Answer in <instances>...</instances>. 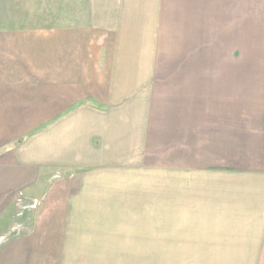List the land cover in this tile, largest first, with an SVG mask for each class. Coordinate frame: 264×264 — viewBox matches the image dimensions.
<instances>
[{"label":"rangeland","instance_id":"374dc122","mask_svg":"<svg viewBox=\"0 0 264 264\" xmlns=\"http://www.w3.org/2000/svg\"><path fill=\"white\" fill-rule=\"evenodd\" d=\"M234 63L257 66L245 114L255 119L264 114V0H0V153L11 160L15 149L27 144L33 151L37 136L47 134L62 147H50L54 156L65 144L71 150L70 164L52 167L54 180L67 176L59 166H70L79 196H104L106 190L119 196L125 185L129 196H150L126 224H117L112 206L82 213L83 207H102L104 199L73 204L64 214L58 208L65 210L68 196H49V202L48 196H21L0 244L30 235L29 225L38 222L31 224L33 212L48 205L41 225L48 227L53 216L54 229L99 226L82 235L78 249H69L68 264L75 257L79 264H164L157 196H173L176 177L192 172L191 162L200 170L207 157L203 120L191 139L181 118L195 109L207 113L201 107L207 89L216 92L224 71V98H248L244 85L232 84ZM59 131H65L64 143ZM246 144L264 151L262 136ZM197 145L203 151L196 158ZM85 149L96 158H83ZM109 154L117 163L112 170L104 165ZM98 170L100 185L86 183ZM125 172L129 178H120Z\"/></svg>","mask_w":264,"mask_h":264},{"label":"crops","instance_id":"0c3cea01","mask_svg":"<svg viewBox=\"0 0 264 264\" xmlns=\"http://www.w3.org/2000/svg\"><path fill=\"white\" fill-rule=\"evenodd\" d=\"M258 53L255 52L254 56L256 57ZM234 64L236 65L230 67L233 72L230 73L232 84L244 85L248 98L243 96L224 98L222 89L225 85L222 81L226 79L224 71L216 92L212 87L207 89L206 101L201 106L205 110L208 108L207 113L202 114L204 115L202 117L199 110L195 109L193 114L181 118V128L185 127L186 131L192 133L191 139L193 133L198 131L196 128L199 126V119L203 120L202 125L205 129L201 126V133H204L202 141H206V144L202 145V149L204 148L207 157L200 170L190 161L192 172L183 180L180 176L176 177L173 196L168 199H163L162 194L157 196L159 217L157 245L160 250H166L162 258L164 264H264V151L259 144L257 147L246 144L248 138L254 139L256 135L264 138L262 111L255 119L246 116V113H250L248 106L253 104L247 103V100L253 99L258 72L255 64ZM2 101H5L3 96L0 97V104ZM241 107L242 113L239 112ZM230 110L235 112L230 113ZM64 132L59 131V138L62 137L59 140L63 143ZM37 137L36 149L33 151L30 149L28 152L30 146L26 144L14 150L11 160L6 156L8 152L0 153L1 158L5 157L4 161L0 159V239H6L4 236L9 229L7 223L11 224L16 214L13 202L21 196L35 199L48 196L47 202L49 196H68L66 200L70 202L67 201L65 210L60 209L62 205L58 208L64 211V214L67 210L73 211V204L79 207L88 199L99 202L104 199L102 207L100 204L93 205L94 209L90 211L83 207L82 213L84 215L88 212L100 213L103 207L106 209L112 206L110 209L115 210L117 224H126L129 220L133 222L135 214L148 206L146 201L150 196H145V193L134 196L133 191V196H129L130 191H126V185L116 192L119 196H113L114 193L109 190L102 193L104 196H79L74 180L68 177L70 166H59L68 173L58 181L54 180L55 175L52 171V167L57 163L70 164L69 145L65 144V149L59 150L54 156L50 147L57 142L48 138L47 134ZM209 138L213 139L208 145ZM217 141L221 143L218 144ZM57 145L62 148L58 143ZM92 147L94 148L93 144ZM192 147L194 146L191 144L190 148ZM199 147L197 145L193 152L196 158L197 154L203 151ZM184 150L188 151L189 147H184ZM85 151L86 153L82 154L83 158L86 156L92 160L96 158L91 150ZM113 157L115 156L109 154L104 161L105 166H110L109 170L117 167L116 161H111ZM183 157L185 160L186 156ZM193 168H197L196 171H193ZM99 176L100 171L90 176L86 183L99 186L101 183ZM123 177L129 178L128 172L122 173L120 178ZM130 178H133V173L130 174ZM47 206L42 211L33 212L31 224L34 220L38 222H35L36 225H29L32 230L30 235L12 237L9 242L0 244V264H16L12 258L15 256L19 258L21 264H68L64 258L69 249H72L74 244L78 249L80 244H84L83 234L95 232L93 227L99 229L97 225L75 224L73 227L56 225L55 232L51 221L53 216L48 218V223L46 222L48 227L41 225L42 218L48 216L47 212L45 213ZM63 248H66L64 254ZM78 262V257H75L71 264H79Z\"/></svg>","mask_w":264,"mask_h":264}]
</instances>
